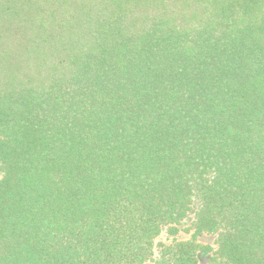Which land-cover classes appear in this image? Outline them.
Masks as SVG:
<instances>
[{
    "label": "trees",
    "instance_id": "16d2710c",
    "mask_svg": "<svg viewBox=\"0 0 264 264\" xmlns=\"http://www.w3.org/2000/svg\"><path fill=\"white\" fill-rule=\"evenodd\" d=\"M0 172V264H264V0H0Z\"/></svg>",
    "mask_w": 264,
    "mask_h": 264
},
{
    "label": "rangeland",
    "instance_id": "374dc122",
    "mask_svg": "<svg viewBox=\"0 0 264 264\" xmlns=\"http://www.w3.org/2000/svg\"><path fill=\"white\" fill-rule=\"evenodd\" d=\"M198 208L199 203L197 199H194L186 218L176 226L178 229V234L176 235L175 239L177 241L191 240L192 235L194 234L193 223L195 220V213ZM167 227L168 226L162 228L161 235L155 240L156 244L169 243L173 239L167 234ZM195 242L199 244L201 248H206L210 250L209 252L203 250L198 252V264H225V261L220 257L218 253V247L216 244V234H201L195 238Z\"/></svg>",
    "mask_w": 264,
    "mask_h": 264
}]
</instances>
